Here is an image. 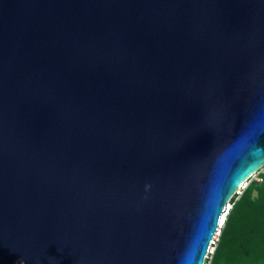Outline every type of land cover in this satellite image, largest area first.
<instances>
[{"label":"water","instance_id":"water-1","mask_svg":"<svg viewBox=\"0 0 264 264\" xmlns=\"http://www.w3.org/2000/svg\"><path fill=\"white\" fill-rule=\"evenodd\" d=\"M264 167V0H0V264H204Z\"/></svg>","mask_w":264,"mask_h":264},{"label":"trees","instance_id":"trees-1","mask_svg":"<svg viewBox=\"0 0 264 264\" xmlns=\"http://www.w3.org/2000/svg\"><path fill=\"white\" fill-rule=\"evenodd\" d=\"M261 178L250 183L229 210L213 264H261L264 260L263 172Z\"/></svg>","mask_w":264,"mask_h":264},{"label":"rangeland","instance_id":"rangeland-1","mask_svg":"<svg viewBox=\"0 0 264 264\" xmlns=\"http://www.w3.org/2000/svg\"><path fill=\"white\" fill-rule=\"evenodd\" d=\"M262 172L264 173V171L263 170H260V171H258L257 173H255L252 177H250L249 178V180L245 183V185L247 184V186L250 184V183H252L253 181H257V180H261L262 178H261V175H262ZM246 186V187H247ZM246 189V188H245ZM241 190V189H240ZM243 191H244V189H242L241 190V193H239V194H236V196L234 197H232L231 198V204L232 205H234V203L236 202V200H238L239 198H240V196L242 195V193H243ZM233 199V200H232ZM224 229V226L222 227V229L221 230H223ZM221 234H222V232H221ZM221 234L220 235H216L215 236V238H214V241H215V244H213V250H214V252H215V250H216V248H217V246H218V244H219V241H220V237H221ZM213 250H212V252H209L208 253V256H207V260H206V264H213V261H214V252H213Z\"/></svg>","mask_w":264,"mask_h":264},{"label":"built area","instance_id":"built-area-1","mask_svg":"<svg viewBox=\"0 0 264 264\" xmlns=\"http://www.w3.org/2000/svg\"><path fill=\"white\" fill-rule=\"evenodd\" d=\"M260 170H263V171H264V167H262ZM256 173H257V172H256ZM246 186H247V184H246V185L244 184V185H242V186L240 187V189H241V190H242V189H245ZM240 189L237 191L236 194L241 193V190H240ZM236 194H235V195H236ZM229 206L232 207V204L229 203ZM221 231H222V230L219 228L218 231H217V233H216V235H220V234H221ZM216 235H215V236H216ZM214 238H215V237H214ZM214 238H213V240H212V243H213V244H215ZM213 249H214L213 246H211V249H209L208 253H209V252H212ZM213 252H214V250H213ZM207 256H208V254H207ZM207 256H206V258H205L204 264H206Z\"/></svg>","mask_w":264,"mask_h":264},{"label":"clouds","instance_id":"clouds-1","mask_svg":"<svg viewBox=\"0 0 264 264\" xmlns=\"http://www.w3.org/2000/svg\"><path fill=\"white\" fill-rule=\"evenodd\" d=\"M231 204V203H230ZM232 207H230L229 206V208H228V211L226 212V214L225 215H227L228 213H229V210L231 209ZM226 221V218L225 219H223V223ZM223 223H221V225H220V229H222V227H223ZM212 246H213V243H212ZM211 249V248H210Z\"/></svg>","mask_w":264,"mask_h":264},{"label":"snow or ice","instance_id":"snow-or-ice-1","mask_svg":"<svg viewBox=\"0 0 264 264\" xmlns=\"http://www.w3.org/2000/svg\"><path fill=\"white\" fill-rule=\"evenodd\" d=\"M221 223H223V219L221 218ZM261 264H264V260L261 261Z\"/></svg>","mask_w":264,"mask_h":264},{"label":"bare ground","instance_id":"bare-ground-1","mask_svg":"<svg viewBox=\"0 0 264 264\" xmlns=\"http://www.w3.org/2000/svg\"><path fill=\"white\" fill-rule=\"evenodd\" d=\"M228 206H229V204H228ZM225 218H227V215H224V218H222V219H225ZM224 224H225V222L223 223V226H224Z\"/></svg>","mask_w":264,"mask_h":264}]
</instances>
